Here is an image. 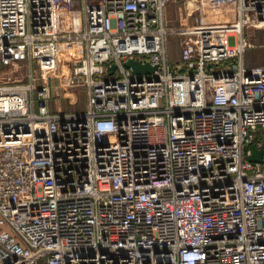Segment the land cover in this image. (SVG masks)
Wrapping results in <instances>:
<instances>
[{
    "label": "built area",
    "instance_id": "2783aa9c",
    "mask_svg": "<svg viewBox=\"0 0 264 264\" xmlns=\"http://www.w3.org/2000/svg\"><path fill=\"white\" fill-rule=\"evenodd\" d=\"M263 26L264 0H0V264H264Z\"/></svg>",
    "mask_w": 264,
    "mask_h": 264
},
{
    "label": "rangeland",
    "instance_id": "374dc122",
    "mask_svg": "<svg viewBox=\"0 0 264 264\" xmlns=\"http://www.w3.org/2000/svg\"><path fill=\"white\" fill-rule=\"evenodd\" d=\"M169 13V23L172 25H177L180 23H191L192 16L189 15V10L186 4L176 3L171 6ZM217 13L226 18L230 14V7L223 6ZM246 36L253 43L251 47L247 50L245 59L247 63H264V26L263 27H252L246 33ZM169 44L171 45L172 56L174 59L179 58L181 43L180 38L177 35H171L169 38ZM1 68V66H0ZM5 71H1V76H5L8 71V67L3 68ZM50 83L52 85L51 93V107L63 110H82L86 108V95L82 88L74 91L69 88L65 83L60 84L56 78H51Z\"/></svg>",
    "mask_w": 264,
    "mask_h": 264
},
{
    "label": "water",
    "instance_id": "95a60500",
    "mask_svg": "<svg viewBox=\"0 0 264 264\" xmlns=\"http://www.w3.org/2000/svg\"><path fill=\"white\" fill-rule=\"evenodd\" d=\"M124 64L131 67L132 71L136 73H152L157 67L149 62H142L138 58L132 57L125 60ZM115 67L116 64L111 66V72L115 69ZM249 158L254 161H262L264 159V150L256 144H253Z\"/></svg>",
    "mask_w": 264,
    "mask_h": 264
},
{
    "label": "crops",
    "instance_id": "0c3cea01",
    "mask_svg": "<svg viewBox=\"0 0 264 264\" xmlns=\"http://www.w3.org/2000/svg\"><path fill=\"white\" fill-rule=\"evenodd\" d=\"M176 3H183V2H182V1H179V2H173V3H169V4H168V6H167V8H166V14H167V18H168V20H169V15H168V14L170 13V12H169V11H170V10H169L170 8H168V7L171 6V5H173V4H176ZM170 14H171V13H170ZM179 57H180V56H179ZM169 58H170L171 61H174V62H177V60H179V58H176V59L173 58L171 48H169Z\"/></svg>",
    "mask_w": 264,
    "mask_h": 264
},
{
    "label": "trees",
    "instance_id": "16d2710c",
    "mask_svg": "<svg viewBox=\"0 0 264 264\" xmlns=\"http://www.w3.org/2000/svg\"><path fill=\"white\" fill-rule=\"evenodd\" d=\"M170 46H171V45L169 44V48H171ZM248 49H249V48H248ZM248 49H247V50H248ZM247 50H246V53H247ZM245 56H246V54H245ZM245 62H246V64H247V65H255V64H260V63L250 64L249 62L247 63V60H246V59H245ZM262 64H263V63H262Z\"/></svg>",
    "mask_w": 264,
    "mask_h": 264
}]
</instances>
